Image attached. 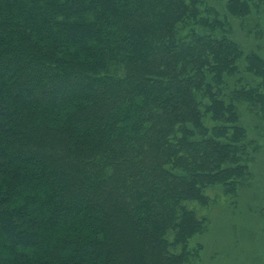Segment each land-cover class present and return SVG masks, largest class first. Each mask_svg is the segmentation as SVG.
Returning a JSON list of instances; mask_svg holds the SVG:
<instances>
[{"label": "trees", "instance_id": "trees-1", "mask_svg": "<svg viewBox=\"0 0 264 264\" xmlns=\"http://www.w3.org/2000/svg\"><path fill=\"white\" fill-rule=\"evenodd\" d=\"M263 2L0 0V264L198 257L190 205L249 176L264 59L229 17Z\"/></svg>", "mask_w": 264, "mask_h": 264}, {"label": "rangeland", "instance_id": "rangeland-1", "mask_svg": "<svg viewBox=\"0 0 264 264\" xmlns=\"http://www.w3.org/2000/svg\"><path fill=\"white\" fill-rule=\"evenodd\" d=\"M229 18L230 38L244 53L264 59V2L244 19ZM239 115L249 176L233 194L211 187L205 191L211 200L206 207L190 205L208 225L191 239L201 250L189 264H264V110L243 105Z\"/></svg>", "mask_w": 264, "mask_h": 264}]
</instances>
